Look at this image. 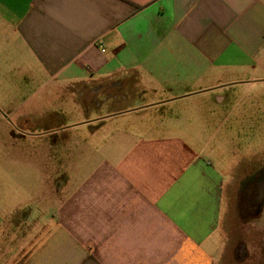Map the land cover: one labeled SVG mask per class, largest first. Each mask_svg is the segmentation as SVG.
Instances as JSON below:
<instances>
[{"label":"crops","instance_id":"1","mask_svg":"<svg viewBox=\"0 0 264 264\" xmlns=\"http://www.w3.org/2000/svg\"><path fill=\"white\" fill-rule=\"evenodd\" d=\"M255 85L264 0H0V264H225L227 197L252 174L263 194L264 156L227 177L173 124ZM70 115L96 162H49Z\"/></svg>","mask_w":264,"mask_h":264},{"label":"rangeland","instance_id":"2","mask_svg":"<svg viewBox=\"0 0 264 264\" xmlns=\"http://www.w3.org/2000/svg\"><path fill=\"white\" fill-rule=\"evenodd\" d=\"M4 94V91H0L1 98ZM220 94L224 96V100L218 101L214 108L218 113L217 117L202 122L198 118L181 119L173 125L179 133L177 135L185 136L197 150L211 155L215 165L228 177L234 168L241 172L242 169L250 170L252 162L258 160V155L261 153L264 156V85L235 86L234 89L222 90ZM26 109L28 108L19 111L17 115ZM110 117L97 130L100 136L105 137L113 126H118L119 129L122 126L115 125V120ZM70 119L74 121H61V130L70 129L68 124L74 122L75 128L70 130L74 132L69 134L68 140H61V150L51 154L49 162L74 166L96 162L98 158H102L99 149L103 141L98 135L97 140H91L95 136L90 137L89 126L94 123H79L83 121L79 115H70ZM9 123L10 120H3L0 132ZM42 139V136L35 137L28 144L41 146ZM52 142H43V146L48 145L51 149L52 146L56 147V143L52 145ZM106 142L111 144L114 140L110 138L104 143ZM17 146L19 147L18 143ZM252 175H246L244 179L248 180L245 184L241 185L242 181L239 182L234 194L232 190L227 197L225 264H238L239 259H242V264H264V191L257 201L259 189L252 182ZM260 176L262 177L261 174ZM244 246H247L245 252Z\"/></svg>","mask_w":264,"mask_h":264},{"label":"flooded vegetation","instance_id":"3","mask_svg":"<svg viewBox=\"0 0 264 264\" xmlns=\"http://www.w3.org/2000/svg\"><path fill=\"white\" fill-rule=\"evenodd\" d=\"M252 182H254L255 187H257V189H259V192L257 193V196H258L257 201H259V196L261 194V185L263 186L262 179L260 176H256L255 178H253ZM257 196H256V198H257Z\"/></svg>","mask_w":264,"mask_h":264},{"label":"trees","instance_id":"4","mask_svg":"<svg viewBox=\"0 0 264 264\" xmlns=\"http://www.w3.org/2000/svg\"><path fill=\"white\" fill-rule=\"evenodd\" d=\"M259 175H260V174H259ZM259 175H258V174H254V175H252L253 177H252V176H251V177L254 178V177L259 176ZM248 178H249V177H248ZM247 180H248V179H247ZM247 180H246V179L242 180L241 185H242V184H245V182H246Z\"/></svg>","mask_w":264,"mask_h":264}]
</instances>
